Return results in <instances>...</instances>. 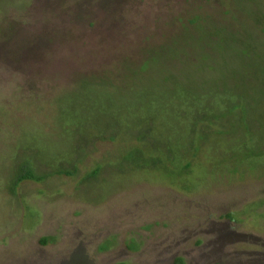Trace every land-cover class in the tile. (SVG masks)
<instances>
[{
  "label": "rangeland",
  "instance_id": "374dc122",
  "mask_svg": "<svg viewBox=\"0 0 264 264\" xmlns=\"http://www.w3.org/2000/svg\"><path fill=\"white\" fill-rule=\"evenodd\" d=\"M256 10L264 12V0H0V264H264L259 164L137 168L146 164L142 152L126 149L136 141L123 135L93 140L76 176L52 174L9 191L25 157L42 175L57 171L43 161L79 160L88 130L110 125L113 110L129 121L144 109L157 113V154L166 137L188 146L193 126L172 116L181 107L162 103L171 94L157 83L167 75L200 87L203 64L230 61L219 51L197 61L208 43L202 32L250 31ZM95 78L91 88L82 84ZM79 108L94 111L90 120L78 117L79 134L64 131Z\"/></svg>",
  "mask_w": 264,
  "mask_h": 264
},
{
  "label": "trees",
  "instance_id": "16d2710c",
  "mask_svg": "<svg viewBox=\"0 0 264 264\" xmlns=\"http://www.w3.org/2000/svg\"><path fill=\"white\" fill-rule=\"evenodd\" d=\"M255 12L254 19H250L253 23L249 28L250 31L228 32L218 29L215 32H202L199 39L206 37L208 43L204 47L206 51H199L197 61L200 60L203 63L210 60L217 56L216 51L223 52L222 57L227 55L230 57V61L225 59L220 69L210 62L203 64L204 72L201 76L207 72L208 80L200 87L189 81L181 80L180 78L183 77H178L177 82L176 78L167 75L161 77L159 84L157 83L161 91L171 94L161 102H167L171 106L177 104L181 107V114H176L173 111L174 115L172 116H177L180 120L189 119L190 125L193 126L192 138L188 146L176 145L172 138L166 137L165 149L157 154L156 151L150 150V146L153 144L152 140L157 132L155 122L158 114L150 113L149 110L144 109L141 111V114L143 112L144 115L129 121L122 110H113L111 113L105 114L111 118L110 125L99 128L97 131H94L93 128L88 130L90 138H92L89 143L84 145L83 155L79 153V160L73 161V157H55L52 162L51 159L48 163L43 161L47 168H57V171L42 175L37 169L41 164L36 162L34 157H25L21 164L15 166L18 170L9 191L15 194L23 181L42 182L52 174L76 176L80 165H82V157L86 155V148L94 143L93 140L115 141L121 140L123 135L126 138L122 140L134 139L136 141V144L126 149L130 148L129 150L137 155L142 152L140 160L146 164L136 165L137 168H149L151 164L155 166L165 164V168H169L171 163L173 165L180 163L183 168H195L199 164L201 166L207 164L206 168H210L211 165L208 163L221 168L226 163L227 168H252L253 165L257 166L258 164L264 166V12L263 10ZM215 44L218 47L214 48ZM124 76H126V81H130L132 78L131 75ZM136 78L137 76L134 78L133 86L137 85ZM97 79L91 81L85 79L82 84L91 88ZM98 82H96L98 86H105L108 80L101 79ZM151 84L152 89L156 90L149 94L150 99H153L159 90L155 88L156 83ZM110 85L116 87L113 83ZM205 96L210 98V102L203 104L201 99ZM93 112V110L86 109L80 113L79 108V113L76 114L77 122L70 126L65 123L64 131L70 130L79 134L81 128L79 122L81 120L88 122ZM140 132H144L143 136H138ZM219 153L220 157H218ZM222 154L224 158L221 159ZM201 158H204L206 163H201ZM66 162H69L71 169H66L63 166ZM95 168L85 176L83 182H88L98 175L100 171L98 168L101 166L98 165ZM228 217L232 216L228 215ZM43 243L46 241L44 240ZM176 264L185 263L182 258H178Z\"/></svg>",
  "mask_w": 264,
  "mask_h": 264
}]
</instances>
